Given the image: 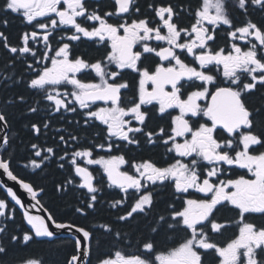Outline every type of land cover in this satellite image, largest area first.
Instances as JSON below:
<instances>
[{
	"label": "snow or ice",
	"instance_id": "1",
	"mask_svg": "<svg viewBox=\"0 0 264 264\" xmlns=\"http://www.w3.org/2000/svg\"><path fill=\"white\" fill-rule=\"evenodd\" d=\"M9 14L25 30L15 44L0 30L4 71L21 68L0 87H21L33 103L17 92L4 106L43 112L24 126L36 139L56 134L55 145H25L22 167L39 175L52 163L66 172L55 187L77 194L74 215L94 213L107 189L120 195L108 202L110 222L58 219L37 199L45 189L14 172L0 110V170L45 213L33 215L0 183L14 202L0 198V264L10 246L52 241L57 230L72 236L64 264H92L98 232L113 245L95 264H264V224L253 221L264 219V0H3L0 29ZM85 40L95 56L76 52ZM255 95L260 104L250 106ZM58 119L72 130L53 129ZM145 147L162 148L161 161L128 157ZM17 210L27 228L13 227ZM233 225V237L219 240ZM9 264L46 262L26 255Z\"/></svg>",
	"mask_w": 264,
	"mask_h": 264
},
{
	"label": "trees",
	"instance_id": "2",
	"mask_svg": "<svg viewBox=\"0 0 264 264\" xmlns=\"http://www.w3.org/2000/svg\"><path fill=\"white\" fill-rule=\"evenodd\" d=\"M106 1L105 3H107ZM143 6H146L150 0H140ZM3 4V0H0V5ZM235 15H239L235 13ZM254 19H260L259 13L255 14ZM9 20L7 28H2L1 30L5 31L6 35L9 36L10 43H17L19 36L24 29V26L21 24L20 19L9 14L7 16ZM221 37H223V33H221ZM220 43L223 44L224 40L221 38ZM76 52H87L91 56H95L96 50L92 43L87 41H83L76 48ZM10 59L9 54L0 47V81H2V77L4 75H15L19 73L21 66L17 65V67L9 72L4 71V67ZM148 64H152V61H146ZM127 75L134 78V76L130 73ZM134 81V80H132ZM22 92L27 98L29 104L33 103L31 94L25 89L18 87L16 85H11L8 89H4L0 87V99L2 101L1 110L6 111L8 113L9 123H10V133L12 136L13 144L12 147L7 148V152L12 154V168L14 172L20 176L21 178H25L30 182H33L35 185L43 187L45 189L42 192L40 197V201L48 211L52 212L58 219H63L65 221H75L77 224L90 226L93 224H100L110 222L115 219V210L111 209L109 206V201L112 198H119V192L115 189H107L102 195L103 199L97 205V208L94 213H91L88 217H81L78 214H73V205L78 203L77 194L70 191L68 193H60L56 191V184L63 180L64 176L67 175L63 170L58 169L55 164L49 163L48 167L45 170L37 175L33 173L31 169H24L22 167V159L25 156L26 152L29 149L25 148V145L30 144L31 142L40 143L46 146L55 145L56 140L53 137L56 136L55 132L50 130L47 136H41L39 139H36L33 134L28 131L24 126L25 124L31 122H40L44 116L43 112L32 114L28 113L27 109L24 105H15V106H4V101L13 96L14 93ZM46 104V102H43ZM260 104L259 95L252 96L250 98V106H256ZM59 116V114H56ZM78 118V117H77ZM68 119H72V115L68 116ZM154 126V125H153ZM63 127L67 130L71 131L72 126L68 125L67 122L63 119H58L53 121L52 128ZM89 131V135L91 134ZM14 134V135H13ZM81 135H84L81 133ZM4 153V152H3ZM163 149H149L147 147L142 149H134L131 152H128L127 155L129 158L140 159L143 158H151L153 160L161 161ZM62 154V153H61ZM103 154V153H101ZM92 169L96 170V174L99 175V170L97 166H92ZM83 191V190H80ZM169 197V193L165 191L161 196V204L158 207H163V202L166 201ZM0 198H7V195L0 188ZM15 225L23 226L27 228L26 223L22 220V213L17 210L16 212ZM224 217H234V213L230 211H222L221 213ZM253 221L260 222L264 224V219H260L259 217L253 218ZM227 233L234 232L233 228H229ZM97 239L101 242L99 247L97 248L94 244V248L96 249L94 255L92 256V264H95L96 256L101 255L102 253H106L112 248L113 241L110 237H105L101 233H97ZM129 251H134L131 249ZM72 253V244L71 239L68 238H57L53 241L44 242H34L29 247L24 248L23 246H10L9 247V255L5 258V264H9V262L17 260L21 256L26 255H35L37 257H41L45 260L46 264H64L65 257Z\"/></svg>",
	"mask_w": 264,
	"mask_h": 264
},
{
	"label": "water",
	"instance_id": "3",
	"mask_svg": "<svg viewBox=\"0 0 264 264\" xmlns=\"http://www.w3.org/2000/svg\"><path fill=\"white\" fill-rule=\"evenodd\" d=\"M0 150H1V148H0ZM0 183L5 184L6 187H12L13 190L22 199V201L29 208V210L31 211V213L33 215H45V213H43L42 211H37L36 208H32L31 207L35 203V201H32L31 198H30V196H29V194H27L16 182L9 180L6 175H3L2 170H0ZM2 189L6 193V188H2ZM40 196H41V193L37 197V199H39ZM9 200L11 201V198L10 197H9ZM12 203L14 204V202H12ZM17 208H18V206H17ZM57 232H58V237L57 238H69V239H72L71 234L68 233L67 230H65L63 233H60L59 230H57Z\"/></svg>",
	"mask_w": 264,
	"mask_h": 264
},
{
	"label": "flooded vegetation",
	"instance_id": "4",
	"mask_svg": "<svg viewBox=\"0 0 264 264\" xmlns=\"http://www.w3.org/2000/svg\"><path fill=\"white\" fill-rule=\"evenodd\" d=\"M106 1H108V0H105V2ZM89 2H90V4H95V2H96V0H89ZM12 16H14V17H16V18H18V19H20V21H21V24L24 26V29L22 30V32L25 30V25H24V23L22 22V17H20V16H18V15H16V14H11ZM1 30V29H0ZM21 32V33H22ZM85 41H87V40H85ZM87 42H89V43H92L91 41H87ZM53 44H54V46H55V42H53ZM80 44V43H79ZM78 44V45H79ZM38 49H39V51H43V45L41 44V45H38ZM190 59V58H189ZM130 73V72H129ZM130 74H132V73H130ZM133 76H134V78L133 77H131V76H129V75H127V73H126V76H125V78L126 79H128V80H130V81H132V80H135L136 79V77H135V74H132ZM84 79L85 80H88V79H91V77L90 76H85L84 77ZM150 87V86H149ZM240 170H236V172H239ZM255 222V221H254ZM255 223H257V224H262V223H260V222H255ZM230 228H233V231L234 232H231V233H227V232H225L224 233V235L222 236V237H219L218 239L219 240H221V241H227L228 239H230V238H232L233 237V235H234V233H236L237 231H238V227L236 226V225H233L232 227H230Z\"/></svg>",
	"mask_w": 264,
	"mask_h": 264
}]
</instances>
